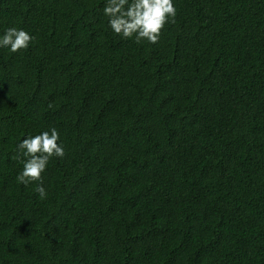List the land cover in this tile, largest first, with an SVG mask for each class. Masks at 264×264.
I'll return each mask as SVG.
<instances>
[{"label": "trees", "instance_id": "trees-1", "mask_svg": "<svg viewBox=\"0 0 264 264\" xmlns=\"http://www.w3.org/2000/svg\"><path fill=\"white\" fill-rule=\"evenodd\" d=\"M105 0H0V264H264V0H174L155 44ZM65 148L17 179L20 139Z\"/></svg>", "mask_w": 264, "mask_h": 264}, {"label": "clouds", "instance_id": "clouds-1", "mask_svg": "<svg viewBox=\"0 0 264 264\" xmlns=\"http://www.w3.org/2000/svg\"><path fill=\"white\" fill-rule=\"evenodd\" d=\"M102 15L107 27L122 39L155 44L166 23H174L177 15L174 0H105ZM35 37L23 28L7 27L0 34V49L16 53L30 47ZM56 128L41 131L20 139L16 145V159L22 168L16 179L22 185L38 182L35 192L38 198L47 197L43 185V173L53 157L63 158L65 148Z\"/></svg>", "mask_w": 264, "mask_h": 264}]
</instances>
